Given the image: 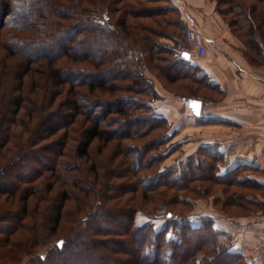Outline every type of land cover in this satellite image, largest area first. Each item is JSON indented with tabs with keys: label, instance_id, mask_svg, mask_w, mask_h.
<instances>
[{
	"label": "rangeland",
	"instance_id": "1",
	"mask_svg": "<svg viewBox=\"0 0 264 264\" xmlns=\"http://www.w3.org/2000/svg\"><path fill=\"white\" fill-rule=\"evenodd\" d=\"M109 1H111L110 5L86 6L80 14L86 16L90 15L92 8L106 11L109 7L116 8L119 12L125 3L118 4L117 0L115 2ZM65 4L73 7L76 12V0H66ZM168 4L164 2L146 3V6L167 7ZM87 8L91 9L87 10ZM5 9L6 7L2 2L0 12ZM177 9L183 16L181 10L178 7ZM77 11L79 12V10ZM169 17L173 19L175 16L169 15ZM126 21L128 25L132 24L130 17L126 18ZM147 21L144 20L146 25H148ZM66 24L76 25V17H71ZM61 26L65 25L61 23ZM69 27L70 29L57 33L59 37L57 44L60 46H66L73 28H76V26ZM153 27L154 25H151V28ZM142 34L147 35L144 31ZM15 38L20 40L19 48L26 49L24 46L35 42L33 40L39 39L40 35L34 30L20 33L0 25V145H2L0 147V170H3V173H0V190L4 191L3 194H0V215L2 217L0 218V264H35L36 256L41 255H45V260L48 263L51 262L50 264H62L64 260H68V257L71 258L76 253L72 245H76V248L80 247V244L86 241L89 233H92L91 227L94 221L100 225L98 228L118 230L119 232H111L113 235L109 236V239L126 242L127 248L124 252H127L129 256L123 258L134 260V253L132 250L130 252L132 246L129 237L132 236L134 225L132 223L130 228L127 226L129 221L126 220L129 208L135 210L136 223L149 221L144 220V216L140 213L141 210L158 213L168 208L176 214H189L193 223L200 224L202 218H207L209 221L206 224L220 232L216 246L223 248V250L231 247V238L233 237L231 233H234L232 229H230L231 233L228 232V234L219 229L223 224V219L231 221L232 225L234 224L239 227L238 229L243 230L253 227L255 224L253 221L258 220L257 218L261 219L258 224H264V169L249 168L238 174L240 178L238 182H220L214 176L216 171L209 169L214 164L209 153L198 152L197 149L200 146H196L194 142L186 141L180 132H174L167 141L159 140L163 142L162 149L168 148V152H165L162 158L161 165L169 166L188 158L200 159V162L209 165L208 170H205V178L191 183V185L198 186L200 191L188 192L185 189L176 190L162 186L145 191L140 176L141 174L153 173V168L142 170L139 174H132L129 170L127 171V173L129 172L128 175L125 174L127 167L134 163V154L138 153L141 156L139 153L141 147L145 149L147 143L155 141L156 138L165 133L164 128L151 131L130 141L117 136H108L118 133L117 129L114 131L112 129L119 127V124L105 128L104 120H101L94 123L98 126L97 133L103 137H110L111 141L107 143L105 140H94L85 157H82V140L92 130L93 125V122L85 121L83 113L90 108L98 111L99 114L103 112L101 106H94L96 101L92 98L97 97L103 103L107 99L124 98L126 95L133 99L143 98L152 102L154 100L153 103L150 102L151 106L154 105V110L164 105L168 109H178L179 105L177 104H180L183 109H179L184 114V109L188 111L187 103L176 97L173 94L174 91L182 94L185 92L184 88H187L189 94L199 96L203 100L211 99L213 96L202 85L196 84L192 77L177 84H167V81H162L160 85L164 92L158 87V81L153 79L155 88L157 87V90H160L159 93L162 94L158 97L154 94L153 96L148 95V91L147 93L143 92V95L140 94L141 92L136 95L135 92L128 91L116 92L111 95L101 92L89 94L84 87L76 88V85H79L76 84V79L83 76L88 82L92 78L94 71L89 65L71 63L68 58H61V56L29 61L33 57L31 50L27 51L26 49L23 53H14L10 50V44ZM148 38L156 43L162 41L161 45L169 46L172 44L166 39L159 41L152 35ZM22 40L30 42L27 43ZM130 40H125L126 47L137 49L136 45L132 46V40ZM51 44L57 46L55 41L48 42L49 46ZM106 45L103 47L106 48ZM185 47L186 43L182 38L177 45V50L181 51ZM57 48V50L49 48V51L58 52L62 49L61 47ZM142 48L140 46L139 51L143 52L144 49ZM76 50V46L73 45L69 53ZM161 55L165 62H150L148 66L151 67L152 64L153 66L157 65V67H166L170 55L165 52H162ZM127 56L126 54L123 56L121 63L116 62L118 69L125 74L129 69L131 74L130 77L126 78L120 74L121 79L115 82L119 87L131 84L129 78H133L138 70L134 67L135 64L127 60ZM51 63L53 65H50ZM76 71L78 72L76 73ZM102 71L95 72L96 74H103ZM151 72H154V69ZM81 73H83L82 76H80ZM60 77L61 85L58 81ZM86 101L93 103H89L91 105L89 106ZM100 103L102 104L99 101L98 104ZM112 103L111 105H114ZM84 104V112L82 109L80 110L82 115L76 116L72 113L66 115V112H72V107ZM109 117L113 116L110 115ZM168 125L172 129L169 123ZM140 129L144 130L145 128L141 126ZM185 129L187 128L185 127ZM186 133H191V130H186ZM131 144H133L132 148L136 147L137 152L133 150L134 153L127 154L126 147ZM172 146L175 147L171 151L170 147ZM155 152V150L146 149L142 158H147ZM223 164L224 160L220 167ZM223 170L224 168H220V173ZM118 193L122 194V197L114 198V195ZM101 204L102 211L109 206L114 209L125 206L122 209L123 215L120 217L98 216L92 220L94 209ZM23 205L26 206V214L21 212ZM59 206L62 209L57 214ZM12 213H16V220L12 217L13 220L10 223L3 221V219L8 220L9 214ZM56 218H59V223L54 228L53 221ZM118 219H121L120 222ZM19 222L22 225L20 227L25 226V228H19L17 226ZM238 222L246 225L240 224L239 226ZM162 223L156 221L157 228H160ZM10 231L12 235H8ZM235 232L238 234V230ZM202 233L203 236H207V231ZM6 240L13 242V244L9 245ZM61 241H64V244L68 241L71 246L63 255L54 258L55 249L58 248L56 244L60 242L61 246ZM65 245L67 246V243ZM188 247L193 248L194 246L189 244ZM215 249H212L209 255L207 252L201 251L197 257L207 253L209 258L212 257L211 264H245L246 262L240 259L231 263L229 258L224 259L223 256L218 258ZM98 251L101 252L103 249L96 250L97 253ZM248 251L251 255H264V234L258 240L256 239ZM84 254V252H79L75 259H85ZM215 260L216 262H214ZM70 261L73 260L70 259ZM87 262L95 264L91 258L87 259Z\"/></svg>",
	"mask_w": 264,
	"mask_h": 264
},
{
	"label": "trees",
	"instance_id": "2",
	"mask_svg": "<svg viewBox=\"0 0 264 264\" xmlns=\"http://www.w3.org/2000/svg\"><path fill=\"white\" fill-rule=\"evenodd\" d=\"M65 1L66 0H0V6L3 2L6 7L4 11L0 12V25L2 24L8 29L20 33L34 30L40 35L39 39L33 40L35 42L24 46L27 51L31 50L33 53L32 60L29 61H37V59H44L46 57L58 58L61 56V58H68L71 63L89 65L94 71L92 78L87 82L82 76L83 73H81L80 76L82 77L76 79V84H79L76 85V88L79 89L84 87L89 94L101 92L111 95L116 92L128 91L135 92L136 95L141 92L140 94L143 95V92L147 93L148 91V95L153 96L154 94L158 97L160 95L155 88L153 79L157 80L159 83L167 81V84H177L182 80H188L192 77L196 84L202 85L203 88L211 92L213 96L217 95V88L215 85L210 84L200 68L192 64V61H190L192 58L186 61L180 57L181 52L177 50V45L183 38L187 25L172 0H113V2L116 1L118 4L125 2L119 12H117L116 8L114 9L112 7H109L106 11L92 8L90 15L86 16L80 14L81 11L85 10L86 6L95 7L110 5L109 3L111 1L76 0V12L73 7L65 4ZM210 1L215 2L216 12L228 23L232 32L242 39L247 49H252L253 43H257V34L264 37V0ZM159 2L169 4L167 7L146 6V3L154 4ZM90 9L91 8H87V10ZM77 10H79V12ZM169 15H174L175 17L172 19ZM73 16L76 17V25L66 24ZM128 17L132 19V24L130 25H128L126 21ZM144 20H148L147 24L149 26L144 23ZM61 23L66 27L61 26ZM151 25H154V27L151 28ZM69 26H76V28H73V32L70 34L66 46H60L57 44L59 43L57 33L62 30L70 29ZM143 31L147 35L142 34ZM150 35L159 41L166 39L172 44L169 46L165 44L161 45L162 41L156 43L148 38ZM126 39L132 40V46L136 45L138 48L140 46L143 47V52L139 51V49H136L134 46V49L126 47ZM22 41L27 43L30 42L27 40ZM50 41H55L57 46H52V44L49 46L48 42ZM19 44L20 40L15 38L13 43L10 44V50L14 53H23L26 49L19 48ZM73 45L76 46L77 50L73 53H69ZM103 45H106V48H104ZM57 47H61L62 49L58 52L49 51V48L51 50H57ZM162 52L170 55L167 66L164 68L160 66L157 67V65L153 66L152 64L151 67L148 66L150 62H165L164 57H161ZM125 54L128 55L127 60L135 64L134 67L138 70L137 73L133 75V78H129L131 84L125 87H119L115 82L121 79L120 77L122 76H120V74L123 75V78L130 77L131 75L128 71L129 69H127V74H125L116 67V62L121 63ZM50 65L53 64L51 63ZM153 69L154 72H151ZM98 70H103L102 72L104 73L96 74L95 71ZM77 72L78 71H76V73ZM98 78H101V80H98ZM58 81H61V77ZM184 89L185 92L182 94L176 91H174L173 94L187 104L191 99L203 100L199 96L197 97L189 94L187 88ZM127 96L128 95L124 98L107 99L105 103L97 99V97L92 98L96 101L94 103L95 107L101 106V108H103V112L100 114L92 108L84 112L83 109H85V104L81 106L76 105L72 107V112H66L67 116L70 113L78 116L79 114L82 115L80 111L82 109L85 121L89 123L93 122L92 130H90L89 134L84 136L82 140V157H85L90 145L96 139L105 140L108 143L111 141V136H117L118 138L131 141V139L142 137L151 131L164 128L166 130L165 133L156 138L155 141L147 143L145 149L141 147V152H139L141 156L138 153L134 154V163H131L130 167H127L125 174L128 175L129 172L127 173V171L129 170L132 174H139L142 170L153 168V173L141 174L140 176V181L145 191L153 190L160 186L171 187L176 190L185 189L188 192H193L194 190L200 191L198 186L191 185V183L203 180V178H205V170H208L209 165L200 162L198 158H188L184 161H177L175 164L169 166H162V158L165 152H168V148L162 149L163 142L159 140L162 139L167 141V139L173 135V132L170 131L167 119L153 109L154 105L151 106L150 104L152 101H146V99L142 97V99H133ZM99 101L102 102V104H98ZM86 102L88 105L89 103H93ZM111 103L114 105H111ZM74 111H76V113H74ZM108 115L113 117H109ZM101 120H104L105 128L107 126L114 127L118 123L119 127L112 129V131L117 129L118 133H114L115 135H108L110 137H103L100 133H97L98 126L94 123ZM141 126L145 129L141 130ZM1 146L2 145H0V147ZM132 146L133 144L127 145V154L134 153L133 150L137 152L136 147L132 148ZM174 147L175 146L170 147L171 151ZM146 149L155 150L156 152L143 159L142 156ZM197 150L198 152L204 151L205 153H209L210 158L214 160L213 166L211 168L209 167V169H214L216 171L214 176L220 182H238L240 181L238 175L240 172L249 168L256 169L249 165L240 164L232 168H226L220 173V164L223 163L224 160L222 152L218 150L215 145H203ZM2 171L1 169L0 173ZM6 189L7 188L2 190ZM3 193L4 191L0 190V194ZM116 197H122V194H115L114 198ZM23 203L25 202L23 201ZM171 204L173 205V203ZM101 207L102 204L94 209L92 220L98 216L120 217V215H123L122 209L125 206H121L119 209H114L109 206L104 211L101 210ZM61 209L62 207L59 206L57 214L61 212ZM170 210L171 209L168 208L158 213H155V211L146 212L145 210H141L142 212L140 213L144 216V220L149 221L136 223V215H134L135 210L133 211V209L129 208V211H127L128 218H126V220L129 221L127 226H130V228L132 223L134 225L132 236H129L132 246L130 252L133 251L135 255L134 260L131 258L129 260L123 258L124 256H129L127 252H124L127 248L126 242L111 241L112 239H109V236L113 235L112 233L119 232L118 230L98 228L100 225L96 223L97 221H94L91 227L92 233H89L88 237L85 239L86 241L80 244L78 248H76V245H72L75 250L74 252L77 254L75 253L71 258L68 257L69 259L64 260L62 264H91L87 262L89 258L93 259L95 264H201V261L202 264H211L212 257H210V259L208 255L212 249H215L216 240L220 232L206 224L209 221L207 218H202L200 224L193 223L190 220L191 216L189 214H176ZM21 212L22 214H26L25 205L22 206ZM12 217L16 220V213L9 214V219H3V221L10 223L13 220ZM0 218H2L1 215ZM120 220L121 219H118L119 222ZM156 221L163 222L160 228H157ZM53 222L54 228H56L59 223V218H56ZM17 226L19 228H25V226L20 227L22 226L21 222H19ZM205 231H207L206 237L203 236L202 233ZM8 235H12V232L10 231ZM68 241H66L68 247L65 245L66 243L64 244V241H61L60 247L56 244L58 248L55 247L54 258L63 255L65 251L68 250L67 248L71 246L68 244ZM6 243H9V245L13 244V242L8 240H6ZM189 244L194 247L189 248ZM99 249H103V251H98L97 253L96 250ZM215 250H217L218 258L220 256H223L224 259L229 258L231 263L232 261L235 262L240 260V257L228 251V248L223 250V248H218V246H216ZM201 251L207 252L208 255L205 253L198 258L197 255ZM79 252L85 253V259H75V256L78 255ZM70 259L73 261H70ZM214 262H216V260ZM50 263L45 260V255L36 256L35 264Z\"/></svg>",
	"mask_w": 264,
	"mask_h": 264
},
{
	"label": "crops",
	"instance_id": "3",
	"mask_svg": "<svg viewBox=\"0 0 264 264\" xmlns=\"http://www.w3.org/2000/svg\"><path fill=\"white\" fill-rule=\"evenodd\" d=\"M172 1L181 10L186 24L187 14L194 18L208 41L204 56L191 60L207 81L215 85L217 95L207 100L196 99L201 102L198 117L193 115L188 104V111L184 109V114L177 103L178 109H168L164 105L156 108L157 112L172 126L170 131L180 132L186 141L194 142L196 146L215 145L222 152L224 164L221 168L224 170L240 164L264 169V37L257 34V43L247 49L242 39L216 12L213 1ZM158 87L164 92L160 83ZM257 219L253 221V227L245 230L225 219L219 227L226 234L231 233L230 229L234 231L228 251L237 254L246 261L245 264H264V255H251L248 251L264 234V224H258L261 219Z\"/></svg>",
	"mask_w": 264,
	"mask_h": 264
},
{
	"label": "built area",
	"instance_id": "4",
	"mask_svg": "<svg viewBox=\"0 0 264 264\" xmlns=\"http://www.w3.org/2000/svg\"><path fill=\"white\" fill-rule=\"evenodd\" d=\"M184 6L185 3L183 2V7ZM187 15V28L183 36V39L186 43V47L183 48L180 52L181 54L186 53L189 58H201L206 53L208 41L203 37L199 26L197 25L194 18L191 17L189 14Z\"/></svg>",
	"mask_w": 264,
	"mask_h": 264
},
{
	"label": "water",
	"instance_id": "5",
	"mask_svg": "<svg viewBox=\"0 0 264 264\" xmlns=\"http://www.w3.org/2000/svg\"><path fill=\"white\" fill-rule=\"evenodd\" d=\"M180 57L183 59V60H188L189 57L186 53H182L180 55ZM188 107H190L192 113L195 115V116H199L200 115V109H201V102L199 100H196V99H191L189 102H188ZM58 246H60V242H58Z\"/></svg>",
	"mask_w": 264,
	"mask_h": 264
}]
</instances>
